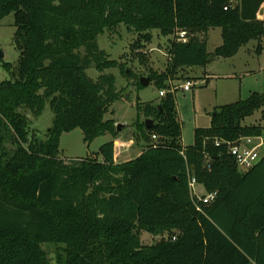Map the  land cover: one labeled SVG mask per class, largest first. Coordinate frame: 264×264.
<instances>
[{"label": "trees", "instance_id": "1", "mask_svg": "<svg viewBox=\"0 0 264 264\" xmlns=\"http://www.w3.org/2000/svg\"><path fill=\"white\" fill-rule=\"evenodd\" d=\"M262 7L264 0H0V21L15 16L20 52L15 70L0 58L12 77L0 82V264H49L43 244L61 246L59 264H264V145L243 171L215 144L262 139L263 126L243 121L264 106V93L221 106L212 126L196 129L195 143L184 146L175 92H168L157 105L138 104L155 124L142 126L148 143L137 158L117 164L114 141L84 158H60L63 133L80 128L88 145L117 134L106 116L121 91L105 71L125 67L100 49L99 35L129 26L141 59L152 30L174 36L166 71L149 75L170 90L169 81L209 61L199 34L211 28L223 29L217 57L253 39L261 47ZM181 31L186 42L176 38ZM47 103L55 118L43 140L31 135L28 113L41 116ZM190 175L216 193L214 201L192 194ZM141 230L161 239L143 245Z\"/></svg>", "mask_w": 264, "mask_h": 264}, {"label": "rangeland", "instance_id": "2", "mask_svg": "<svg viewBox=\"0 0 264 264\" xmlns=\"http://www.w3.org/2000/svg\"><path fill=\"white\" fill-rule=\"evenodd\" d=\"M16 30L13 14L0 21V52L4 55L3 61L11 63L13 70L17 68L20 58V52L14 43ZM151 34L153 36L151 43H145L144 47L139 49L146 59H141L133 50V44L139 39V34L128 30L124 25L115 34L105 31L99 35L100 49L106 51L111 59L119 60L125 67V72L120 68L105 71L107 74L115 75L116 87L121 91L120 99L113 104L106 119H113L116 127L118 124H123L124 127L114 136L111 134L99 136L90 145L85 143L80 128L63 133L60 138L61 159L69 161L96 154L100 147L109 141L115 143L117 164L129 162L143 153L148 142L143 135L142 126L147 118L144 112H139L138 104L141 106L149 103L159 104L163 99L160 92L164 89H161L154 80L148 86H142L141 78H149L152 70L159 73L166 71L170 59V42L174 38L163 36L157 29L152 30ZM199 37L207 41L211 55H214L224 43L223 29L220 27L211 28L207 33L199 34ZM262 42L260 47L257 39L250 40L231 57L214 55L215 58L205 65L186 69V79L169 81L168 84L175 88L174 97L177 119L182 128V145H193L196 129L211 127L214 114L221 106L247 100L254 93H264V39ZM87 73L94 80L100 75L95 67L88 69ZM11 78V73L4 69L0 61V82ZM188 80L194 83L190 91L179 88ZM28 118L31 135L36 134L45 140L55 118L50 104L47 103L41 116L34 117L28 113ZM243 124L264 127V106L253 116L247 117ZM147 134L156 144L157 136L151 135L148 131ZM196 191L203 193V185L198 184ZM140 235L143 245H153L161 239L160 236L144 230L140 231ZM42 248L48 256L49 264H59L58 257L64 254L61 246L43 244Z\"/></svg>", "mask_w": 264, "mask_h": 264}, {"label": "built area", "instance_id": "3", "mask_svg": "<svg viewBox=\"0 0 264 264\" xmlns=\"http://www.w3.org/2000/svg\"><path fill=\"white\" fill-rule=\"evenodd\" d=\"M176 38L178 41L186 42L188 40L187 32L181 31L177 33ZM194 83L191 81H186L179 88L186 91H190ZM166 92H175V88L171 86V89L168 91L162 90L160 96H164ZM216 146L224 145L227 148L228 153L234 157L238 168L240 170H248L252 168L263 156L262 147L264 141L260 137H240L234 141H224L220 139H215ZM198 185L197 179L195 176L190 175V188L192 194L196 196L199 200L208 204L214 201L216 193H198L196 191V186Z\"/></svg>", "mask_w": 264, "mask_h": 264}, {"label": "water", "instance_id": "4", "mask_svg": "<svg viewBox=\"0 0 264 264\" xmlns=\"http://www.w3.org/2000/svg\"><path fill=\"white\" fill-rule=\"evenodd\" d=\"M236 5H237V3H235V6H236ZM259 15H260V16H264V7H262L261 10L259 11ZM127 29L129 30L130 27L128 26ZM3 57H4L3 53L0 52V58L3 59ZM214 58H215V56H214V55H211V56L209 57L208 60H211V59H214ZM141 84H142V86H148V85L150 84V78H148V77H142V78H141ZM158 107L161 108L160 105H158ZM215 114H216V113H215ZM215 114H214V115H215ZM154 124H155V122H154L153 119H151V118H147V119H146V128H147V129H151V128L153 127ZM123 127H124L123 124H118V125H117V131H121V129H122Z\"/></svg>", "mask_w": 264, "mask_h": 264}, {"label": "crops", "instance_id": "5", "mask_svg": "<svg viewBox=\"0 0 264 264\" xmlns=\"http://www.w3.org/2000/svg\"><path fill=\"white\" fill-rule=\"evenodd\" d=\"M260 16V15H259ZM260 17H263V16H260ZM203 193H205V190L203 191Z\"/></svg>", "mask_w": 264, "mask_h": 264}]
</instances>
